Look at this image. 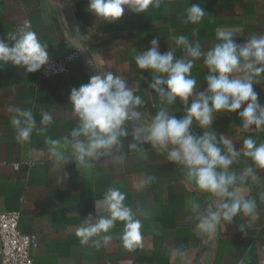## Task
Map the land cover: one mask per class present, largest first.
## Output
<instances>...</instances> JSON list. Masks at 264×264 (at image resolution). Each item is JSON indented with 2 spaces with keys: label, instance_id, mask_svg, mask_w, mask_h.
I'll return each mask as SVG.
<instances>
[{
  "label": "crops",
  "instance_id": "obj_1",
  "mask_svg": "<svg viewBox=\"0 0 264 264\" xmlns=\"http://www.w3.org/2000/svg\"><path fill=\"white\" fill-rule=\"evenodd\" d=\"M194 4L205 11L195 24L187 20ZM87 5L88 0H0V40L9 47L15 43L9 33L19 36L23 30L37 35L48 60L66 58L74 46L81 54L66 61L65 73L49 77H42L40 69L28 72L23 65L0 62V212H19V231L36 237L32 264H264V169L241 154L227 169L236 175L235 183L228 195L218 197L200 190L183 165L167 158L171 146L158 149L135 139L137 129L147 130L159 111L181 119L191 104V98L187 105L179 98L168 104L150 87L153 73L137 67L136 55L148 50L153 39L161 54L173 50L174 59L188 60L193 58L177 44L181 35L202 53L220 43L219 31L232 32L239 45L264 36V0H159L144 13L125 10L115 22L97 19ZM193 64L195 91H204L209 74L204 56ZM106 72L123 78L140 97L133 109L140 118H128L122 125L127 134L118 137L117 145L81 164L72 145L87 138L72 136L80 121L69 91ZM252 86L264 105V73ZM242 110L215 113L208 129L193 121L190 132H214L224 154L225 139L241 153L249 137L264 143V130L243 128ZM21 112H30L34 121L26 140L13 124L19 118V127L28 126ZM45 113L52 117L48 122L42 121ZM247 168L252 173L242 175ZM110 188L125 195L123 203L141 223V242L131 251L122 242L123 221L87 243L76 235L80 227L109 216L103 201ZM234 198L253 201L254 212L221 219L211 232L197 228L203 217L221 213Z\"/></svg>",
  "mask_w": 264,
  "mask_h": 264
},
{
  "label": "clouds",
  "instance_id": "obj_2",
  "mask_svg": "<svg viewBox=\"0 0 264 264\" xmlns=\"http://www.w3.org/2000/svg\"><path fill=\"white\" fill-rule=\"evenodd\" d=\"M159 0H88V11L97 19L115 22L128 10L134 14L144 13L149 6L157 7ZM205 15L199 5L187 9V20L198 23ZM25 27H28L25 25ZM217 38L220 43L206 53H202L198 45L189 44L186 37L177 38V44L183 45L187 56L193 59H174V51L163 54L158 50L157 41H151V47L135 57L139 69L151 70L153 82L150 85L168 104H173L179 98L185 108L181 119L159 111L153 118L147 130L137 129L136 140L143 139L154 148L168 149L167 158L187 169V174L195 180L202 191L215 194L218 197L228 195V186L235 183L237 177L229 174L227 169L242 154L250 158L254 165L264 169V143L257 145L251 137L243 142V152L236 150L230 140H223L224 151L216 143L214 132L205 131L196 136L190 132L193 121L200 128L208 129L213 115L220 111L232 112L238 109L242 126L248 129L255 126L257 131L264 130V105L258 104L257 93L253 83L264 73V36H252L243 45L234 42L232 32L219 31ZM8 39L15 43L9 47L0 40V62L11 61L15 65H23L28 72H35L48 60L46 46L32 31H23L19 36L9 33ZM204 56V64L208 67V75L204 77L207 88L196 92L197 78L192 76L193 61ZM163 86V87H162ZM69 101L73 113L79 118V127L73 129L72 136L87 138V142L76 140L72 148L83 164L86 157L103 155L113 145L119 143L118 137L126 135L122 125L128 118L139 119L140 113L133 109L141 104L139 96L127 86L126 81L112 72L98 74L89 78L86 84L69 91ZM246 103V106L245 105ZM28 126L19 127L22 121L13 119V124L19 128V138L30 137L34 121L30 112H21ZM52 117L45 113L43 122ZM135 147V145H131ZM103 150V151H101ZM220 168L224 171L217 172ZM252 168L245 169L242 175H250ZM125 195L116 188H110L104 195V205L109 213L107 218L101 217L95 224L80 227L76 235L81 243H87L90 238L101 232L107 233L115 221H123L125 231L122 242L129 251L138 247L141 242V223L134 219L132 210L123 201ZM255 203L249 200L234 198L232 202L222 205V212L209 213L203 217L197 228L204 232L215 229L221 219L231 221L238 212L251 215ZM109 236H105L107 242Z\"/></svg>",
  "mask_w": 264,
  "mask_h": 264
},
{
  "label": "built area",
  "instance_id": "obj_3",
  "mask_svg": "<svg viewBox=\"0 0 264 264\" xmlns=\"http://www.w3.org/2000/svg\"><path fill=\"white\" fill-rule=\"evenodd\" d=\"M81 58L78 46L64 59H50L41 66L40 75L49 77L67 71L66 61ZM19 212H0V264H32V250L36 245L34 235L19 231Z\"/></svg>",
  "mask_w": 264,
  "mask_h": 264
}]
</instances>
